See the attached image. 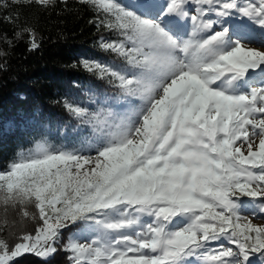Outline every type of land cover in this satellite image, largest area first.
Instances as JSON below:
<instances>
[{"label":"snow or ice","instance_id":"1","mask_svg":"<svg viewBox=\"0 0 264 264\" xmlns=\"http://www.w3.org/2000/svg\"><path fill=\"white\" fill-rule=\"evenodd\" d=\"M79 2L123 37L100 47L130 66L83 67L141 104L113 126L66 102L100 132L96 155L41 145L0 172L5 217L17 211L12 228L38 223L34 234L11 232L14 242L0 238V264L51 257L70 227V264H264V223H253L264 219V50L242 42L258 25L264 44V0ZM24 31L36 49L35 31Z\"/></svg>","mask_w":264,"mask_h":264},{"label":"trees","instance_id":"2","mask_svg":"<svg viewBox=\"0 0 264 264\" xmlns=\"http://www.w3.org/2000/svg\"><path fill=\"white\" fill-rule=\"evenodd\" d=\"M119 2L131 5L127 0ZM98 15L79 0H56L48 7L36 0H0V172L35 151L42 141L52 149L72 150L100 135L94 130V123L72 116L66 102L84 105L89 116L99 113L101 119L107 117L108 121L117 118L118 111L126 105L110 106L112 100L122 96L120 89L108 77L101 78L82 64L87 60L117 70L128 67L122 57L100 47L99 40L111 42L123 37L115 30L98 27ZM24 29L35 31L36 49L29 50V34ZM17 33H21L19 38ZM102 101H108V107ZM140 104L135 100L128 107ZM55 125L62 126L63 132ZM28 211L36 212L32 206H28ZM4 219L8 225L0 223L4 228L0 238L9 242H14L11 232L18 235L23 227L34 234L38 226L36 221L25 220L13 229L17 211L9 207L5 217L0 205V222ZM75 230L76 227L62 230L57 251L51 257L42 259L25 253L14 264H69L70 253L64 251L63 244Z\"/></svg>","mask_w":264,"mask_h":264},{"label":"rangeland","instance_id":"3","mask_svg":"<svg viewBox=\"0 0 264 264\" xmlns=\"http://www.w3.org/2000/svg\"><path fill=\"white\" fill-rule=\"evenodd\" d=\"M130 4L132 3V0H127ZM194 9H195V6L194 5H192L191 6V9H190V12H194ZM234 23H244V24H247L248 22H247V20H246V18H236V20L234 21ZM189 25H190V23H189ZM247 31V34H248V39H245L244 41H242V42H244V43H246L247 44V46H249V47H256V48H258V49H260V50H264V44H262L261 43V35H260V29H259V26L258 25H255V26H252V25H249V27H248V29L246 30ZM236 37L234 36L233 37V39H235ZM103 41H106V40H103ZM102 42V40H99V45H100V43ZM107 42H110V41H107ZM100 63V62H99ZM102 64V63H101ZM102 65H105V64H102ZM107 66V65H106ZM128 66V65H127ZM128 67H130V66H128ZM133 71H135V70H133ZM135 100H137V101H140L139 99H137V98H134V97H128V98H122V96L121 97H119V98H115V100H112L110 103H109V105L110 106H115V105H117V104H126V105H124L123 106V109L122 110H120V111H118V116H117V118L116 117H113V119L112 120H110V121H108V123L110 124V125H115V124H117V123H120V121L121 120H125L126 118H127V116L128 115H130V111H131V109L132 108H135V106H132V108L131 107H128V106H131V105H129L130 103H129V101L131 102V101H135ZM108 101H102L101 103L102 104H104V106L105 105H107V107H108V103H107ZM141 102V101H140ZM74 105H78V106H80L79 104H74ZM82 106H84V105H82ZM82 106H80V107H82ZM83 108V107H82ZM71 114V113H70ZM72 116H74L73 114H71ZM116 116V115H115ZM75 118H78V117H76V116H74ZM102 119H104V117H102ZM32 124H34V123H32ZM102 127H105V130H107V128H106V126H103V125H101ZM55 128H58L59 127V131L62 133L63 132V127L62 126H57V125H55L54 126ZM46 129V128H45ZM100 135H98V136H96L95 138L93 137V139H89V140H85V142H82L81 143V145L79 146V147H77V148H75V149H72V150H66V151H77L79 154H82V155H86V156H95L96 155V148L98 147V137H99ZM42 143H44V146H45V142H41L40 144H38L37 145V148H36V150L41 146V145H43ZM238 143H240V142H238ZM35 150V151H36ZM55 150H65V149H61V148H55ZM243 150V149H242ZM35 151H33L32 153H34ZM244 215H248V213H244ZM142 219L143 220H148V219H150V218H148V217H142ZM253 223H257V224H261V223H264V219H260V218H253ZM137 230H139V229H137ZM78 231V229L77 230H75L73 233H76ZM73 233H70L69 235H67V239L65 240V242H64V244H63V249H64V245L68 242V239H69V237H71L72 235H73ZM92 237H89V239H91ZM80 242L81 243H84L85 242V240L83 239V238H81L80 239ZM218 243L219 242H212V244L210 245L212 248H215V247H218ZM224 244H225V246H229L228 245V243H227V241H224ZM234 247V246H233ZM31 254H33V253H31ZM33 255H35V254H33ZM36 256V255H35ZM39 258H41V257H39ZM43 259V258H42ZM189 259V264H202V262L201 261H199L196 257H190V258H188ZM250 259H254V258H251L250 257ZM70 264V263H69ZM254 264H259V261L258 260H255L254 261Z\"/></svg>","mask_w":264,"mask_h":264}]
</instances>
